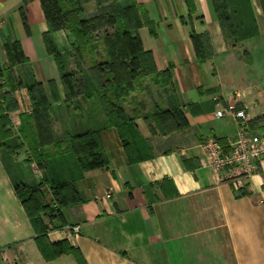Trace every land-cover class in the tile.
Instances as JSON below:
<instances>
[{
    "label": "crops",
    "instance_id": "1",
    "mask_svg": "<svg viewBox=\"0 0 264 264\" xmlns=\"http://www.w3.org/2000/svg\"><path fill=\"white\" fill-rule=\"evenodd\" d=\"M136 1L156 34L139 27L142 48L157 71L169 74L170 84L147 101L135 94L125 109L144 116L157 107H178L186 124L148 136L151 156L130 162L95 98L65 101L45 45L39 0H0V69L7 64L4 43L19 41L28 62L18 69L22 75L33 71L51 105V139L59 143L97 130L107 160L84 172L64 150L38 162L19 135L20 116L32 111L29 93L25 87L13 91L7 111L12 135L0 147V264H79L71 252L58 253L63 242L78 250L84 264H264V158L239 188L201 164L205 140L229 146L237 139L239 122L226 111L228 104L244 110L249 128L264 136V0H245L246 20L255 29L244 39L234 28L238 13L229 14L225 28L212 0ZM52 37L65 71H73L76 65L60 48L73 36L57 31ZM7 91L0 89V101ZM52 181L68 184L61 189L69 200L62 207ZM17 183H42L45 204L57 210L42 218L44 253L13 190Z\"/></svg>",
    "mask_w": 264,
    "mask_h": 264
},
{
    "label": "trees",
    "instance_id": "2",
    "mask_svg": "<svg viewBox=\"0 0 264 264\" xmlns=\"http://www.w3.org/2000/svg\"><path fill=\"white\" fill-rule=\"evenodd\" d=\"M84 0H39L43 11L47 31L44 41L47 51L53 56L60 74L64 89L65 101L77 96L87 99L95 98L104 115L105 124L116 128L130 162L141 161L151 155L145 146V139L157 131L165 132L179 129L186 122L183 113L178 107H157L150 115L132 116L125 109L129 99L135 98L137 87L143 78H150L156 84L169 85V74L166 71H157L152 55L144 51L137 29L146 26L152 35L156 36L154 24L149 20L147 10L136 0H97V13L89 18L83 17L85 12ZM108 2L103 4V2ZM214 8L223 26V21L229 22V0H212ZM235 11V10H233ZM237 12V11H236ZM237 24L234 28L239 29ZM224 27V26H223ZM240 29L244 39L252 35L255 23L244 25ZM251 27L252 30L249 28ZM57 31H67L73 36L72 55L77 59L76 68L66 72L63 57L58 51L52 34ZM101 32V34L99 33ZM7 64L0 69V89L7 87L8 91L2 95L0 101V147L11 137L8 106L12 103L11 93L20 87H25L32 102L30 114H22L19 135L27 146L32 157L38 162L51 157L61 150L71 153L79 169L89 171L106 165L107 160L101 146L99 132H90L70 135L62 142L51 139V125L49 112L51 105L47 100L44 88L33 71L27 70L23 75L18 67L27 63L19 41L7 40L3 45ZM89 51L92 64L84 65V49ZM219 142V141H218ZM222 145V144H221ZM54 148L47 151L46 147ZM224 151L228 146L222 145ZM40 153H39V151ZM43 158V159H42ZM65 182H54L50 189L58 206H63L69 200L61 189L67 187ZM42 183L26 185L17 183L13 190L19 199L35 232L41 251L44 253L42 238L45 237L47 227L42 218L55 209H49L45 204L41 191ZM240 194H245L242 191ZM62 248L58 253L71 252L84 264L81 256L73 247L63 242L57 244ZM49 246V245H48ZM52 251L50 250V254ZM45 256L49 257L46 252Z\"/></svg>",
    "mask_w": 264,
    "mask_h": 264
},
{
    "label": "built area",
    "instance_id": "3",
    "mask_svg": "<svg viewBox=\"0 0 264 264\" xmlns=\"http://www.w3.org/2000/svg\"><path fill=\"white\" fill-rule=\"evenodd\" d=\"M226 111L239 122L237 139L228 146L226 152L217 140H205L202 144L204 159L201 164L217 175L222 172L235 188H239L244 178L258 170L259 162L264 158V136L249 128L244 110L237 109L235 104H228ZM216 115L220 116V113ZM2 251L0 248V253Z\"/></svg>",
    "mask_w": 264,
    "mask_h": 264
},
{
    "label": "rangeland",
    "instance_id": "4",
    "mask_svg": "<svg viewBox=\"0 0 264 264\" xmlns=\"http://www.w3.org/2000/svg\"><path fill=\"white\" fill-rule=\"evenodd\" d=\"M230 2H228V5H229V9L227 10V13L228 14H231V13H234L237 11L238 13V20L239 22L237 23H234V25H237V24H240L239 25V29L238 28H235L237 29V31H239L241 28H244L243 26L245 25H249V20H246V7H245V4H246V1L245 0H229ZM84 7H85V12L83 13V17H86V18H89L93 15H95L97 13V10H98V2L97 0H84ZM109 2V1H108ZM108 2L104 1L103 4H107ZM232 10H235V11H232ZM229 11H232L229 13ZM237 15V14H236ZM223 26L226 28L229 27V22L227 21H223ZM101 34V32H99ZM72 34H70L71 36ZM73 38V37H72ZM65 40V39H64ZM74 40V39H73ZM66 43L64 42L63 45L60 47L62 48L61 50H64V48L66 49V52H65V57L66 59L70 60L71 62H74V64L77 63V59L76 57H74V54L72 55V52H73V49H72V45L71 44H68V45H65ZM89 51H87V49L85 48L84 49V54H85V60H84V65L85 66H89L92 64V61H91V56L89 55L88 53ZM152 79L150 78H143L140 82V85L137 87L136 89V92L135 94L137 96H142L144 97V99L147 101L150 96L154 97V98H157L158 95L159 96H162L163 94V90L162 88V85L161 83H158V86H156L157 84L153 81ZM155 83V85H154ZM159 87V88H158ZM33 172L34 174H40L39 170L37 168H33Z\"/></svg>",
    "mask_w": 264,
    "mask_h": 264
}]
</instances>
